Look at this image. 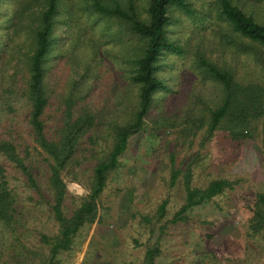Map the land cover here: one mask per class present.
<instances>
[{"label":"rangeland","instance_id":"374dc122","mask_svg":"<svg viewBox=\"0 0 264 264\" xmlns=\"http://www.w3.org/2000/svg\"><path fill=\"white\" fill-rule=\"evenodd\" d=\"M115 1L121 6L127 3ZM132 1L136 15L144 19L147 0ZM230 1L264 22V0ZM187 2L192 14L172 9L166 28V37L180 52H164L156 62L155 75L165 89L153 94L142 129L128 138L117 167L95 200L93 221L60 255L62 264H137L145 246L155 241L156 264H264V242L247 233L242 209L255 192L264 191L260 151L264 115L257 130L241 140L233 161L217 159L215 133L205 136L204 131L208 110L220 97L219 84L206 63L229 70L241 80L253 76L254 65L231 43L232 33L219 14V0ZM38 5V0H0V137L10 140L20 156L28 152L27 160L42 168L43 152L29 133L25 97L27 56L32 48L29 26ZM127 32L125 25L93 13L81 0H61L54 18L44 60L45 125L56 127L66 107L74 116L86 110L96 122L60 174L66 213L89 194L92 166L110 145L112 126L125 123L135 106L137 86L129 76L137 42ZM171 161L181 171L173 186L169 185ZM0 168L18 197L21 213L16 227L0 223V264H12L27 250L45 252L38 236L54 234L56 223L45 203L2 156ZM187 170L192 186L204 187L214 178L237 183L159 232L158 226L183 201L181 176ZM162 199L167 201L165 216L157 221Z\"/></svg>","mask_w":264,"mask_h":264},{"label":"trees","instance_id":"16d2710c","mask_svg":"<svg viewBox=\"0 0 264 264\" xmlns=\"http://www.w3.org/2000/svg\"><path fill=\"white\" fill-rule=\"evenodd\" d=\"M37 1V0H36ZM89 9L100 16L116 19L125 25L127 33L136 39V52L130 59L129 79L137 86V99L129 119L123 124L112 126V140L104 155L98 158L91 169L89 194L82 198L75 208L64 210L65 187L60 177L61 171L72 159L81 138L96 128L95 117L86 110L75 116L69 107L61 111L56 127L48 128L44 112L48 104V94L44 86V60L51 44L52 25L59 12L61 0H38V11L29 26L32 48L27 56V81L25 97L28 103L27 124L32 141L41 149L42 168L36 162L27 160L25 151L20 156L15 145L0 137V156L10 161L22 175L24 184L40 198L48 208L56 232L41 233L39 243L45 252L27 250L12 264H62L60 255L72 248L81 228L91 223L95 217V200L105 187L108 174L117 167L128 138L142 129L153 94L165 89L156 77L155 68L159 56L164 52L179 53L180 48L166 37V28L171 24L170 11L177 9L191 15L187 0H147L144 19L135 12L132 0L121 6L115 0L106 4L104 0H81ZM221 19L229 26L232 44L236 51L244 54L254 65L253 76L246 80L237 78L233 72L206 63L210 76L219 84L220 97L208 110L205 121V136L215 135L217 159L229 162L237 159L241 140L257 130L258 122L264 115V22L256 21L242 8L230 0H219ZM260 151L264 157V129L260 130ZM43 169V170H42ZM180 169L170 162L169 185L173 186L180 176ZM237 180L214 178L204 187L190 184V171L181 176L183 201L177 210L158 226L159 232L167 224H175L185 219L194 206L211 200L226 188H232ZM166 199H162L156 209L155 219L165 216ZM246 231L252 237L264 242V191L255 192L242 206ZM20 208L18 197L7 186L0 168V223L13 228L19 223ZM159 253L157 242L145 246L137 264H156ZM164 264H172L171 262Z\"/></svg>","mask_w":264,"mask_h":264}]
</instances>
